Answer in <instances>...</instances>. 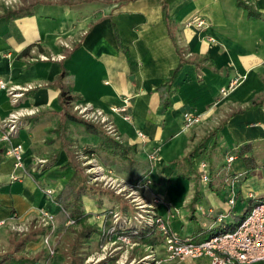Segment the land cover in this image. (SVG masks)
I'll return each instance as SVG.
<instances>
[{
    "label": "crops",
    "instance_id": "crops-1",
    "mask_svg": "<svg viewBox=\"0 0 264 264\" xmlns=\"http://www.w3.org/2000/svg\"><path fill=\"white\" fill-rule=\"evenodd\" d=\"M5 2L0 0V82L24 93L15 106L0 90V220L60 213L43 190L58 197L73 176L53 132L63 111L62 92L71 98L72 111L86 105L102 110L121 142L137 148L138 174L144 176L139 182L152 181L150 197L166 199L163 185L190 181L181 202L166 199L171 207L158 210L174 233L179 235L176 224L191 221L209 232L225 228V206L263 197L264 0H32L26 3L31 13L16 18L5 17ZM17 109L36 114L11 144L24 147L28 166L48 161L30 175L14 169L6 155L9 144L1 139V124ZM187 113L201 115L202 122L186 129ZM213 132L195 160L197 182L183 178V157ZM68 136L79 155L98 142L73 123ZM84 138L96 142L81 145ZM201 162L209 164V184L201 180ZM251 172L256 176L250 180L263 185L257 195L249 185L239 189ZM83 199L84 215L101 212L94 200L88 209L89 198ZM38 244L43 245L30 242L26 250L35 254Z\"/></svg>",
    "mask_w": 264,
    "mask_h": 264
},
{
    "label": "rangeland",
    "instance_id": "rangeland-1",
    "mask_svg": "<svg viewBox=\"0 0 264 264\" xmlns=\"http://www.w3.org/2000/svg\"><path fill=\"white\" fill-rule=\"evenodd\" d=\"M28 1L32 0H16L14 7L25 5ZM73 111L81 117L79 112L75 110V107ZM27 118L28 116L24 118V125L22 128L25 127V120ZM77 140L79 141V139ZM119 141L121 142V139ZM95 142V139L90 140V138H84V141H80L81 145L89 144V146ZM87 149L90 150L93 149V147H87ZM85 151L86 150L80 153V155L75 154L77 158L76 161L80 163V166L83 168L88 183L97 189H101L103 193L100 196H85L89 198L86 199L87 208L89 209V207L92 206L93 203L91 200H94L101 212L88 214L90 216L88 223L98 227L99 232L93 236L90 242L85 243L84 247H82L80 251L82 262L80 264H156L159 260L162 261L161 264H210L208 260H195L183 263L168 261L165 237L157 228L151 230L147 224L141 223L136 219L137 210L133 200L134 197H131L130 189L128 191H122L124 187L129 188L128 183L135 185L139 183V181L136 183L133 182L130 176L120 167L112 166V168H109V166H105L99 157L86 156ZM32 167H34V165L29 166V169ZM44 168L37 167V172ZM255 176L256 174L252 172L249 175L243 176L239 184V189H243L245 185H249L253 193L257 195L256 193H258L263 185H261L262 182L257 185V183L250 180ZM138 177L141 178L144 176ZM192 181L196 183L197 179L193 178ZM246 181H248V183H246ZM189 182L190 181L187 180L185 182L181 180L180 182L178 181V184L174 182L170 186L165 184L161 187V191L166 194V199L168 201L173 199V203H178L181 202L183 194L186 191L185 189L189 186ZM43 191L45 193L46 190L44 189ZM140 193L143 198L148 201V204L153 202L154 199L149 196V188L141 190ZM220 197L223 199L222 196ZM56 198H53L52 201L55 202ZM166 199L165 201H167ZM243 203L244 202L240 200L233 209L232 207H224L225 215H230L226 219L227 226H225V228L221 226L216 228L213 232H209L207 229L201 230V225L196 221H191L189 226L182 227L176 224L174 226L175 230L183 239L192 238L195 242L209 240L214 235L234 232L244 220L249 217L250 210L255 205L264 203V195L263 197L256 196L253 202L247 201ZM161 205L162 204L157 206L156 209L158 215V210ZM222 205H225L224 202ZM59 208L60 213L58 215L46 212L53 217L52 220L47 219L46 222H44L45 217L43 215L45 211L24 219L15 216L12 221L6 222L5 226L0 229V252L5 253L11 248V242L15 240L12 233L20 235L29 232L32 228H47L48 231L46 235L40 237L39 240L35 242L40 243L42 241L43 245H35V247L39 248L37 252L32 254L27 251V254L32 257L39 256V264H71L72 258L69 254L72 249L75 235L67 230L66 227H68L70 223L67 221L66 215L62 212V208L60 206ZM84 210V207H82L83 213L85 212ZM137 218L143 221L140 217ZM78 228L81 229V227ZM121 233L124 235H121ZM123 236H125L127 240H124L125 237ZM149 238L151 240H149Z\"/></svg>",
    "mask_w": 264,
    "mask_h": 264
},
{
    "label": "built area",
    "instance_id": "built-area-1",
    "mask_svg": "<svg viewBox=\"0 0 264 264\" xmlns=\"http://www.w3.org/2000/svg\"><path fill=\"white\" fill-rule=\"evenodd\" d=\"M15 2L16 0H6L5 4L7 7H11L14 6ZM191 24H188V26H191ZM199 26L202 25L199 24ZM42 59L48 60L49 58L42 57ZM33 89V87L26 88V91H31ZM231 89L232 87L227 90L223 89L221 95L227 97ZM0 90L7 92L8 96L11 98V102L15 106L19 104L24 92L21 88L8 87L3 82H0ZM75 110L79 112V115L83 119L101 125L108 134L120 140L114 125L109 121L102 110L94 109L87 105L75 107ZM35 114L36 111L33 110L23 111L17 109L10 115L7 121L1 124V139L9 144L6 155L13 161L14 169L21 171L24 175L37 172V167L44 168L48 164L47 160L36 159L33 163L34 167L29 169L26 163L24 147L22 145L11 144L13 137L17 136L22 129L24 118ZM126 119L130 120L129 117ZM185 119L186 129H192L202 122L203 117L201 115L187 113ZM139 135L142 139L145 138L143 134L140 133ZM234 160V156L228 158L229 163H232ZM198 169L202 182L209 184L211 182L209 164L207 162H201L198 165ZM12 179L16 180L18 177L13 176ZM151 184V180L146 181L144 184H142V182L135 185L128 183L129 188L124 187L122 191H128L130 189L131 197H134L133 200L136 205L137 217H140L145 222L139 220L137 217L136 219L141 223L147 224L151 230L157 228L165 237L168 261L183 263L208 259L210 264H264V203L255 205L249 217L244 220L234 232L214 235L209 240L195 242L192 238L183 239L180 235L174 233L167 226L164 218L156 213L157 206L160 204H167L164 197L155 196L151 204H148V201L143 198L140 191L148 188ZM45 194L52 199L56 198V193L51 189H47ZM235 199L236 194H233L230 200L231 205H234ZM167 205L171 207V204ZM43 215L45 217L44 222H46L47 219L52 220L53 218L46 212L43 213ZM221 219L220 221H222ZM69 223L70 225L74 224V221L69 220ZM5 224V221L0 220V229L3 228ZM121 235L124 234L121 233ZM124 240H127V238L125 237ZM161 263V260L156 262V264Z\"/></svg>",
    "mask_w": 264,
    "mask_h": 264
},
{
    "label": "trees",
    "instance_id": "trees-1",
    "mask_svg": "<svg viewBox=\"0 0 264 264\" xmlns=\"http://www.w3.org/2000/svg\"><path fill=\"white\" fill-rule=\"evenodd\" d=\"M29 7L30 6L25 4V7L13 11L11 8L4 6L6 11L5 17L16 18L27 16L31 13ZM178 73L179 70L171 73L165 88L171 86ZM70 100L71 98L68 97L65 92H62L60 95V102L63 111L58 125L53 132L56 134V138L61 140V148L59 149V152L65 151L68 155L69 160L64 165V168H72L73 176L62 193L55 199V202L62 208V212L68 219L67 221H74V224L66 227L68 231L75 235L69 256L72 258L71 264H80L82 262V256L80 257L82 247H84L85 243L90 242L93 236L99 232L98 227L88 223L90 216L84 215L82 211V200L87 195L100 196L103 192L101 189H97L88 183L83 168L80 166V163L76 161L77 158L72 150L73 141L68 136L69 123H73L83 128L87 135L98 139L94 150L90 149L85 151L86 156L99 157L107 167L117 166L118 168H122L135 183L140 180L138 177V167L140 164L136 157L137 148L135 146L120 142L108 134V132H106L101 126L79 117L69 106ZM215 134L216 132H213L203 138L187 155L183 157L182 161L184 165L188 167L186 172L181 173L183 178L192 180L193 176L196 177L197 169L195 166V160L206 152L208 141L212 136H215ZM246 161L250 165V162L254 161V159L252 157L246 158ZM78 227H81V229ZM47 231V228H32L25 234L17 235L12 233L15 240H12L11 248L7 252H0V264H39L40 257H32L28 255L26 247L30 242H37L40 237L46 235Z\"/></svg>",
    "mask_w": 264,
    "mask_h": 264
}]
</instances>
